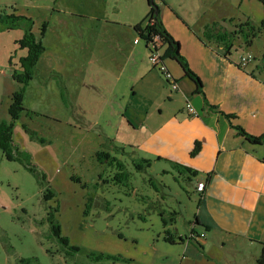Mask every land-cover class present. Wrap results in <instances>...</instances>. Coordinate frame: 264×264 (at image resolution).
Here are the masks:
<instances>
[{"label":"rangeland","instance_id":"1","mask_svg":"<svg viewBox=\"0 0 264 264\" xmlns=\"http://www.w3.org/2000/svg\"><path fill=\"white\" fill-rule=\"evenodd\" d=\"M168 1L191 17L206 8L205 0ZM119 2L0 0V16L23 17L12 29L0 17V120L11 123L13 142L24 154L23 160H9L0 150V264H206L193 246L164 240L166 226L174 239L188 235L197 196L192 177L170 162H140L156 156L140 143L160 139L161 130L150 136L148 127L129 128L119 111L102 114V92L86 84L96 73L87 75L71 62L83 52L80 23L104 8L115 15ZM135 2L137 10L148 11L147 0ZM235 10L238 17L250 10L264 14L259 0L237 2ZM27 28L44 51L25 87L24 110L11 120L10 97L19 87L12 71L26 54L16 41ZM258 47L259 42L246 50L234 45L231 53L253 55ZM103 152L119 159L123 169L107 163ZM29 162L44 179L26 168ZM53 221L76 251L52 234ZM100 253L120 259L93 257Z\"/></svg>","mask_w":264,"mask_h":264},{"label":"crops","instance_id":"2","mask_svg":"<svg viewBox=\"0 0 264 264\" xmlns=\"http://www.w3.org/2000/svg\"><path fill=\"white\" fill-rule=\"evenodd\" d=\"M159 1L162 23L200 78L208 105L233 115L232 124L240 125L247 133L264 134V27L260 38L256 36L248 46L260 43L254 49L255 60L243 68L237 64L240 52L224 56L221 45L202 35L203 28L212 22H220L226 29L245 21L256 26L258 19L264 22V14L250 10L240 12L238 17L236 3L247 0H205L203 12L191 17L182 7L168 0ZM114 8L115 15H108L104 8L80 23L83 52L80 57L75 54L71 62L87 75L96 73L95 78L87 76L86 84L102 92L103 103L97 106L102 114L119 111L129 128L140 126L145 131L148 127L150 136L161 130L160 139L140 143L155 158H141L150 164L160 160L179 162L196 171L191 175L197 196L193 215L196 222L193 219L188 223L189 232L192 228L196 233L205 232L196 240L201 249L186 235H178L183 238L180 241L169 233L173 240L170 244L185 249L193 246L206 264H254L260 242H264V144L250 143L238 135L223 114L204 103L180 66L164 59L177 82V89L171 91L163 75L149 62L146 41L134 29L144 19L146 9L137 10L135 0H122ZM111 101L116 105H110ZM186 102L198 115L187 113ZM195 142L199 150L190 156ZM130 149L135 150L131 145ZM198 181H205L202 193L195 190Z\"/></svg>","mask_w":264,"mask_h":264},{"label":"trees","instance_id":"3","mask_svg":"<svg viewBox=\"0 0 264 264\" xmlns=\"http://www.w3.org/2000/svg\"><path fill=\"white\" fill-rule=\"evenodd\" d=\"M148 11L144 17V19L134 26V29L140 38L146 41V45L148 46V41L151 36H159L162 45H164V50L162 54V58H169L174 60L182 69L183 73L188 76L196 86V92L199 93L204 100V103L208 105L207 100L205 98L202 83L200 78L196 73H194L186 59L180 53V47L177 40H175L171 34L165 29L161 17L159 7L156 5L155 0H147ZM5 22H7V28L12 29L14 26L18 24V21L22 19V16H17L13 14L1 15L0 16ZM1 19V20H2ZM9 20V22H8ZM264 25L262 21L260 23V27L253 26L248 21L240 22L233 24L232 29H226L223 27L220 22H212L206 25L203 28L202 35L203 37L215 44L221 45L223 49V55L228 56L231 52V49L234 45L243 44L245 46H249L252 43V40L257 36V34L261 33V29ZM43 32V31H42ZM17 44L20 48L26 49V54L19 58V69L14 68L12 71V78L16 83L19 84V87L11 94L10 104L8 107V114L11 120H14L18 117L19 113L24 110L23 106V98L25 93V87L32 75L35 72L36 64L44 51V47L42 45L41 39L36 38L34 34L31 32L29 28L24 30V33L20 39H18ZM209 108H214L217 112L223 114L229 121L230 125L236 133L240 136H243L247 141L253 144H264V134L255 136L247 133L240 125H233L231 120L233 119V115L222 113L217 107L214 105ZM0 150L2 154L9 160L17 159L23 160L22 151L17 147V145L13 142L12 139V128L11 123L6 122L4 120H0ZM199 150L198 142H195L192 149L190 150V156H194ZM24 155V154H23ZM107 163L112 164L115 162L118 169H123L122 162L114 156H111L105 152L100 154ZM26 156V155H25ZM140 162L146 166L150 165V161L148 159L140 158ZM172 166L176 169L185 171L189 176L195 175L196 171L190 168V166L179 163V162H171ZM26 168L31 172L38 173L39 176L44 179V174L37 169L33 164L26 163ZM138 167H141L138 165ZM190 180V177H187ZM197 183V182H196ZM196 190V185H195ZM197 191V190H196ZM198 193H202L203 191H197ZM49 193V191H48ZM45 198L49 197L44 195ZM194 222L196 219L194 218ZM51 232L57 238V240L64 245L66 248L70 250L76 251L77 248L68 245L67 238L60 235V229L57 222H51ZM195 232L193 228L190 232ZM190 232L186 235V239L194 240L196 246L201 249L200 243L196 241L194 237H190ZM196 233V232H195ZM166 236L164 237L165 241L172 243L173 240L169 237V232L165 230ZM182 237H178V240H182ZM261 248L259 255L257 256L254 264H264V242H260ZM95 259L101 258H110V259H120V257L112 256V255H103V254H93ZM23 261V259H21Z\"/></svg>","mask_w":264,"mask_h":264},{"label":"built area","instance_id":"4","mask_svg":"<svg viewBox=\"0 0 264 264\" xmlns=\"http://www.w3.org/2000/svg\"><path fill=\"white\" fill-rule=\"evenodd\" d=\"M162 46V42L159 38V36H151L148 41V47L150 48V54L148 57L149 62L153 67H155L164 77V79L168 82L170 86L171 91H175L177 89V82L171 72L168 70L164 63V59L162 58V54L160 52V48ZM254 56L251 53L247 54H240L238 56L237 64L240 67L247 66L251 61H253ZM185 109L187 113L191 116L198 115L197 111L193 107V105L190 102L185 103ZM205 188V181H198L196 183V190L197 191H204ZM205 232L195 233L190 232V237H194L196 240L200 239L204 236Z\"/></svg>","mask_w":264,"mask_h":264},{"label":"water","instance_id":"5","mask_svg":"<svg viewBox=\"0 0 264 264\" xmlns=\"http://www.w3.org/2000/svg\"><path fill=\"white\" fill-rule=\"evenodd\" d=\"M259 1H261L263 3V6H264V0H259Z\"/></svg>","mask_w":264,"mask_h":264}]
</instances>
